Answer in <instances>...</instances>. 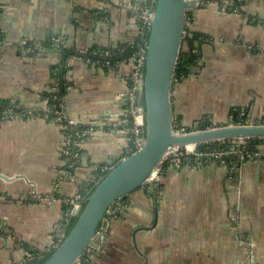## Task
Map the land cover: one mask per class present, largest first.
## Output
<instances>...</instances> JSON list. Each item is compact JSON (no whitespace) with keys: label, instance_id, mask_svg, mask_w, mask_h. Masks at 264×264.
<instances>
[{"label":"crops","instance_id":"crops-1","mask_svg":"<svg viewBox=\"0 0 264 264\" xmlns=\"http://www.w3.org/2000/svg\"><path fill=\"white\" fill-rule=\"evenodd\" d=\"M145 5L0 0V106L43 112L59 85L66 115L97 131L72 166L57 123L0 121V175L7 177L0 178V264H31L29 255L50 249L69 218L64 199L131 153L125 96L133 52L112 64L92 54L136 43ZM188 15V31L202 40L184 42L193 60L173 81L175 120L190 129L200 121L264 124V0H203ZM234 162L163 165L157 201L146 187L119 201L87 264H264V160Z\"/></svg>","mask_w":264,"mask_h":264},{"label":"water","instance_id":"water-1","mask_svg":"<svg viewBox=\"0 0 264 264\" xmlns=\"http://www.w3.org/2000/svg\"><path fill=\"white\" fill-rule=\"evenodd\" d=\"M202 2L153 0L152 23L140 85L139 112L145 120L143 146L121 159L99 179L83 206L73 212V216L78 218L74 227L68 235L64 234L61 244L43 264H77L85 259L88 250H99L106 237L109 211L138 189L150 188L157 201L160 188L156 182L170 149L232 138L264 139V125L232 124L185 135L174 132L171 91L179 56L188 39L187 11L196 9ZM78 55L87 57L83 53ZM0 178L7 179L3 175Z\"/></svg>","mask_w":264,"mask_h":264},{"label":"built area","instance_id":"built-area-1","mask_svg":"<svg viewBox=\"0 0 264 264\" xmlns=\"http://www.w3.org/2000/svg\"><path fill=\"white\" fill-rule=\"evenodd\" d=\"M144 2L146 5L144 8L139 9V25L138 29L140 31L139 39L136 43L131 45V48L134 49L133 51V58L135 61L134 69L130 75V89L126 94V112L128 116V123L125 128V131L131 135L132 138V148L131 153H134L140 150L143 146L144 139H145V120L143 116L139 112V108L141 106L140 101V85L142 81V75L144 70V64L146 59V52H147V42H148V34L152 23V16H153V0H140ZM198 8V7H197ZM195 9H189L187 11V21L189 19L188 13ZM3 45L2 39V32L0 30V46ZM28 50H32L36 48V45H29ZM126 47H117V48H108L100 53H93L95 59L100 61L106 62L109 64L108 59L115 57L117 55L124 54L127 52ZM91 62V60H89ZM60 93V86L55 85L53 88V100L58 101V94ZM37 117H42L46 120L53 121L57 123L63 131L65 137L64 149L63 153L66 159L69 160L72 166L77 165L80 162L81 158V145L85 138L89 136H93L96 134V130L93 128H83L81 127L75 120L69 118L66 113L64 106L62 104V100L58 102L56 105H50L48 109L43 112H32L26 109H16L14 107H8L3 110H0V121H8V120H15V119H34ZM247 125V124H245ZM252 125V124H250ZM257 125H264V124H257ZM194 131H198L196 129H190L188 127H184L179 124L176 120L174 121V132L177 135H185ZM250 138H234V139H227L221 140L223 143L225 141H230V143L220 151H212V150H200L199 146L196 145L192 146V149H188L189 146L185 147H176L170 149L167 154L165 155L163 165L171 164L173 166L181 167V166H202L204 162L207 161H219L223 164H228V166L232 165V168L236 167V162L234 159L239 158V161H248V160H256L262 159L264 160V150H255L250 151L247 149V140ZM264 140V139H263ZM217 141V142H221ZM161 167V169H162ZM160 169V171H161ZM110 168H105L100 171V175L98 176L96 182L107 173ZM158 180V178H157ZM96 184V183H95ZM86 188L81 193L76 194L73 197L68 199H64L66 206L69 207V218L73 216V212L83 206L84 201L87 198V190ZM34 198H38L36 193L33 194ZM28 197H21L22 200H27ZM114 206L109 211V214L114 213ZM68 218V219H69ZM67 219V221H68ZM66 221V222H67ZM67 224V223H66ZM66 224L64 227H66ZM57 232L60 231L61 226L56 227ZM0 229L3 230V226L0 225ZM63 235H57V241L50 247V249L46 251H50L58 247L61 242L63 241ZM103 247V245H102ZM101 247V248H102ZM45 251V252H46ZM94 250L90 249L87 251L85 255V259L90 257V254ZM39 252V251H38ZM44 253V252H39ZM41 256V255H40ZM30 259H35L36 256L29 255ZM40 258V257H39ZM38 258V259H39ZM82 262V263H81ZM77 264H85L84 260H80Z\"/></svg>","mask_w":264,"mask_h":264},{"label":"trees","instance_id":"trees-1","mask_svg":"<svg viewBox=\"0 0 264 264\" xmlns=\"http://www.w3.org/2000/svg\"><path fill=\"white\" fill-rule=\"evenodd\" d=\"M190 17H193V15L191 14ZM188 35H189V37L187 39L188 40L187 43H190L191 45L195 41L197 42V41H201L202 40V35L201 34H198V33H195V32L191 33L190 31H188ZM128 50H129L128 52H129L130 55L134 51V49H132L131 46L128 47ZM70 54H71V52L66 51V54L63 55V57H65V56L68 57V55H70ZM122 55H124V54L117 55L115 57H112V58L108 59L109 63L112 64L114 61H117V59L119 57L121 58ZM188 55H189L188 53L183 52L179 56V61H178L177 67H176L175 75H177V74L181 73L183 70H185L186 63H188L191 60H193V57H191L190 55L188 56ZM93 61H100V60L95 59ZM102 63H105V62H102ZM63 95L64 94H62L61 92L57 95L59 97L58 101H54L53 97H51V104L52 105H56L58 102L61 101V98L63 97ZM143 104H144V102H143ZM11 106H12L11 104H4L3 106H0V110H3L5 108L11 107ZM176 121L179 124L182 125L181 121H178L177 119H176ZM211 127H212V124L210 122L200 121L199 125L195 129L196 130H206V129H209ZM227 143L229 144L230 141H225V143H223V142H212V143H209V144H204L202 146H199V149L200 150H212V151L220 152L227 145ZM247 149H249L250 151H255V150L262 151V150H264V140L263 139H257V138L256 139L252 138V139L247 140ZM105 174H107V173H104V175ZM92 187H90L86 191L87 192V197L90 196L93 193L96 185H92ZM91 188H92V190H91ZM77 219L78 218L74 217V216H72V217H70L68 219V221L66 222L67 224H66V227H65V230H64V234L68 235L70 233V231L74 227L75 223L77 222ZM53 253H54V249H52L50 251H46V252L41 253V254L37 251L36 253H34V256H36V258L33 259V260H35V261L32 260L33 262L31 264H43L46 260H48L52 256ZM87 259H83L84 263L87 262Z\"/></svg>","mask_w":264,"mask_h":264},{"label":"rangeland","instance_id":"rangeland-1","mask_svg":"<svg viewBox=\"0 0 264 264\" xmlns=\"http://www.w3.org/2000/svg\"><path fill=\"white\" fill-rule=\"evenodd\" d=\"M228 125H229L228 123H224V124L222 123V124L214 125V126H212L211 128L222 127V126H228ZM230 125H232V124L230 123ZM232 139H234V138H232ZM232 139H231V140H232ZM262 139H263V138H262ZM223 140H225V139H223ZM223 140H222V141H223ZM226 140H227V139H226ZM222 141H221V142H222ZM81 263H82V262H81Z\"/></svg>","mask_w":264,"mask_h":264},{"label":"bare ground","instance_id":"bare-ground-1","mask_svg":"<svg viewBox=\"0 0 264 264\" xmlns=\"http://www.w3.org/2000/svg\"><path fill=\"white\" fill-rule=\"evenodd\" d=\"M193 147L192 146H189L188 149H192Z\"/></svg>","mask_w":264,"mask_h":264},{"label":"flooded vegetation","instance_id":"flooded-vegetation-1","mask_svg":"<svg viewBox=\"0 0 264 264\" xmlns=\"http://www.w3.org/2000/svg\"><path fill=\"white\" fill-rule=\"evenodd\" d=\"M229 125H230V124H229ZM96 183H97V182H96ZM90 187H92V185H91ZM90 187H89V188H90ZM92 188H93V187H92ZM92 188H91V190H92ZM91 190H90V191H91Z\"/></svg>","mask_w":264,"mask_h":264}]
</instances>
